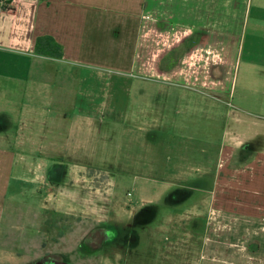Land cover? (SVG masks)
<instances>
[{
	"label": "rangeland",
	"instance_id": "1",
	"mask_svg": "<svg viewBox=\"0 0 264 264\" xmlns=\"http://www.w3.org/2000/svg\"><path fill=\"white\" fill-rule=\"evenodd\" d=\"M238 1L233 32L239 39L225 87L174 74L187 46L167 54L158 68L145 63L161 61L162 53L142 47L67 64V93L74 101L84 96L67 111L78 112L77 105L97 111L96 131L82 148L60 151L63 156L50 160L42 150L34 157L53 165L43 184L26 185L12 206L42 201L48 208L23 220L11 214L0 231L7 234L0 264H264V246L256 240L264 237L261 226L251 222L248 248L241 241L247 226L231 221L226 210L227 202H259L264 189L262 173L258 177L263 161H247L264 158V0ZM233 150L234 161H222ZM51 191L57 200L52 209L44 199ZM115 200L133 206L132 213L115 217ZM88 204L101 212L65 210ZM78 222L90 229L80 245L78 229L66 235Z\"/></svg>",
	"mask_w": 264,
	"mask_h": 264
},
{
	"label": "crops",
	"instance_id": "2",
	"mask_svg": "<svg viewBox=\"0 0 264 264\" xmlns=\"http://www.w3.org/2000/svg\"><path fill=\"white\" fill-rule=\"evenodd\" d=\"M16 1L12 7L0 2V231L5 228L11 214H18L23 220L27 215L41 214L43 208H48V202L43 204L42 201L37 205L19 201L21 205L29 206L26 212L23 206L18 209L12 206L15 198L25 191L26 185L38 187L48 174L52 162L34 161L38 152L46 150V157L55 159L57 155H64L60 152L62 150L82 148L88 143V135L96 131L93 126L99 117L97 111L91 113L87 105H77L81 108L76 113L67 111L75 102H84V96L82 100L74 101L67 93L69 79L65 71L68 63L83 62L90 55L99 57L105 51L114 55L121 47L127 50L142 47L152 54L154 49L162 53L161 61H151L150 65L145 63L146 67L158 68L167 54L187 46L186 56L180 58L174 74L217 89L225 87L226 74H232L233 43L234 39H239V34L233 32L234 23L239 21L235 16L239 9L238 0ZM42 36L53 37L63 47V58L36 53L37 38ZM217 38L232 44L220 45ZM140 40L142 43H139ZM58 80L64 84L54 89L52 85ZM81 80L84 82V79ZM75 125H78L77 130ZM86 125L88 128L85 129ZM50 150L51 154L48 153ZM233 152L232 156L224 157L222 161H234ZM247 161H263L264 164V158L260 156ZM259 170L258 177L262 173L264 178V165ZM218 182L211 191L212 197L218 191ZM11 191L14 193L11 194ZM257 196L259 202L254 199L252 203L243 205L225 202L231 221L242 220L241 223L247 226L243 228L247 234H241V241L248 248L252 240L250 231L253 227L250 226H261L258 229L264 231V202L261 201L264 189ZM44 199H49L50 209L52 202L57 205L56 193L52 191ZM217 206L216 195L215 209ZM131 208L133 206L126 202L122 204L115 200V217L132 213ZM215 209L212 210L213 217L218 214ZM65 210L75 214L80 211L86 214L101 212L95 204H88L85 208L68 206ZM81 226L80 222L76 228L70 225L66 234H75L78 229L77 234L81 232L79 245L90 233V229ZM232 230H235V225H232ZM59 238L55 242L57 247L61 243ZM256 240L259 247L264 246L261 244L264 241H259L264 240L260 234ZM6 242L7 234L0 232V244L6 245ZM53 254L61 256L54 252L48 255Z\"/></svg>",
	"mask_w": 264,
	"mask_h": 264
},
{
	"label": "trees",
	"instance_id": "3",
	"mask_svg": "<svg viewBox=\"0 0 264 264\" xmlns=\"http://www.w3.org/2000/svg\"><path fill=\"white\" fill-rule=\"evenodd\" d=\"M37 54L56 59L63 58V47L51 36L38 37L35 45Z\"/></svg>",
	"mask_w": 264,
	"mask_h": 264
},
{
	"label": "built area",
	"instance_id": "4",
	"mask_svg": "<svg viewBox=\"0 0 264 264\" xmlns=\"http://www.w3.org/2000/svg\"><path fill=\"white\" fill-rule=\"evenodd\" d=\"M0 2L3 3V4H8L11 7L16 5V3H17L16 0H0Z\"/></svg>",
	"mask_w": 264,
	"mask_h": 264
},
{
	"label": "flooded vegetation",
	"instance_id": "5",
	"mask_svg": "<svg viewBox=\"0 0 264 264\" xmlns=\"http://www.w3.org/2000/svg\"><path fill=\"white\" fill-rule=\"evenodd\" d=\"M51 257L54 259V261H56V260H57V261H60V260H58L55 256H50V258H51Z\"/></svg>",
	"mask_w": 264,
	"mask_h": 264
}]
</instances>
